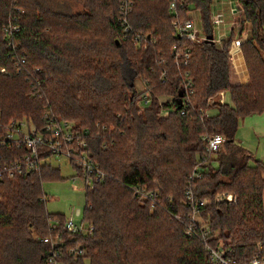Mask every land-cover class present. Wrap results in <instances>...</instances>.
Listing matches in <instances>:
<instances>
[{
  "label": "trees",
  "instance_id": "1",
  "mask_svg": "<svg viewBox=\"0 0 264 264\" xmlns=\"http://www.w3.org/2000/svg\"><path fill=\"white\" fill-rule=\"evenodd\" d=\"M45 1L0 0V110L5 120L40 122L49 104L58 118L88 128L89 151L107 176L86 193L84 221L94 226L88 234L70 232L65 213L47 210L44 184L58 180L60 168L43 165L2 181L0 264H47L50 245L42 238L55 233L64 238L65 264H223L212 259L202 238L187 234L193 212L187 190L199 200L210 199L199 210L210 226L209 244L217 251L230 248L227 258L248 264L258 254L257 243L264 246V161L236 138L242 120L264 113V0H240L253 31L241 43L250 74V82L241 85H233L229 75L232 38L221 46L212 39L190 43L173 25L171 0H134L129 19L134 35L123 34L120 0H75L85 8L80 13L49 9ZM178 1L185 4L179 19L197 9L210 29L214 0ZM10 14L21 24L14 39L27 57L24 71L14 68L5 39ZM135 34L147 39L145 48ZM175 46L191 47L192 103L208 116L180 112ZM162 57L169 62L167 83L160 80ZM233 59L240 66L241 58ZM40 67L38 87L26 71ZM144 85L153 93L147 108L137 103ZM227 91L226 104L208 103ZM160 96L168 100L160 104ZM164 107L176 111L163 115ZM214 133L226 141L211 155L203 137ZM3 153L0 166L8 160ZM196 168L201 178L190 176ZM136 186L158 194V204L136 196ZM222 192H234L236 201H216ZM75 247L83 253H71Z\"/></svg>",
  "mask_w": 264,
  "mask_h": 264
},
{
  "label": "built area",
  "instance_id": "2",
  "mask_svg": "<svg viewBox=\"0 0 264 264\" xmlns=\"http://www.w3.org/2000/svg\"><path fill=\"white\" fill-rule=\"evenodd\" d=\"M224 5L227 4L229 11L232 15L237 14L243 8L240 0H221ZM185 4L182 1L171 0L170 9L175 16L173 22L174 27L181 36H185L186 40L192 44H197L208 39L210 33H204L197 25V9H191L188 16L184 19H179L178 11L183 8ZM120 16L119 21L122 26L124 35L133 34V27L131 24L130 15L134 9V0H120ZM225 10L222 12H214L212 10V32L215 43L222 45L225 34L220 32L221 25H225L226 17ZM196 13V16L194 15ZM194 15V17H193ZM5 39L8 43V49L12 53V60L14 62V68L18 71L25 70V64L27 62L26 54L19 52V46L15 43V35L21 30V24L13 14H10L7 23L4 26ZM246 38L240 36L234 41V46L230 49V54H233L234 47H240L241 43ZM135 42L142 45L144 48L147 46V39L142 35L135 34ZM192 56L191 47L185 46L184 48L174 47L173 50V62L177 71V75L181 79L183 92L182 107H180L181 114L195 110L200 117L208 116V110L195 109L192 103V97L196 93L194 79L191 76L190 59ZM231 58V56H230ZM164 65V69L160 74V80L162 83H167L169 79L168 60L162 57L160 60ZM10 70L6 67H1V73L10 74ZM29 77H32L38 87H40L41 81L39 79L40 73L43 69L35 68L26 71ZM35 74V76H32ZM40 92V91H38ZM142 94L138 100V105L142 108L150 107L152 103L153 93L144 85ZM220 104H226V92H221L218 96L210 98L209 104L213 102ZM164 102H160L162 104ZM176 107L163 108L161 114L168 115L171 112H175ZM88 128L83 130L79 129L72 121L58 118L49 104L45 105L41 114L40 122H36L30 118H16L5 120L3 112L0 110V150L4 151V157L8 159L0 166V188L2 181L5 179L14 180L15 177L24 175L31 171H40L43 165H49L51 158H65L68 159L75 168L81 172L80 177L83 180V185L86 190H93L94 185L104 180L107 173L97 165L91 156L89 151L88 142ZM206 142L207 152L209 154H215L222 150V145L226 141V137L223 134H207L204 137ZM16 154H15V153ZM2 155L0 154V158ZM202 173L196 168L191 177L201 178ZM75 179V178H74ZM134 193L140 198H146L151 200L152 206L159 202V195L146 190L139 186L134 187ZM187 200L193 206V212L188 215L189 223L187 225V234L200 237L206 243V248L211 253L212 259L216 262L223 264H239L235 259H230L225 256V253L231 251L227 250H215L208 242L210 233V226L205 223H201L197 219L199 216V210L207 206L206 199L199 200L193 191L187 190ZM1 199V190H0ZM216 201L232 203L236 201L234 193L222 192L216 195ZM81 221H76L75 215H82ZM174 216L180 220L181 216L174 214ZM59 220L55 219L51 221L53 229L58 225ZM66 229L72 233L88 234L92 233L94 226L84 221V212L82 209L77 208L71 217L65 221ZM45 243L50 245L49 257L47 258V264H65L61 259L60 247L64 242L61 233L45 235L42 238ZM258 254L251 259L248 264H264V246L263 241L257 243ZM71 253L82 254L81 247L71 248Z\"/></svg>",
  "mask_w": 264,
  "mask_h": 264
},
{
  "label": "rangeland",
  "instance_id": "3",
  "mask_svg": "<svg viewBox=\"0 0 264 264\" xmlns=\"http://www.w3.org/2000/svg\"><path fill=\"white\" fill-rule=\"evenodd\" d=\"M44 3L49 9H56L58 11H62L65 13L66 12L80 13L85 9L81 4H79L75 0H46ZM22 10H23V14L27 13V10H25L24 7H22ZM197 12L199 13V11H196V13ZM196 13L194 14L195 16ZM199 14L197 16L198 27L204 33L207 32L211 34L212 26L210 27V29L206 28L205 23L203 19L200 18ZM227 17L228 18H226L225 25L223 24L220 27V32L222 34H226L227 38L228 36H230V38H233L235 40L238 39L240 36L245 37L246 40L252 38L253 35L252 24L245 20L244 9H242L235 15H232L231 13H227ZM232 24L234 28L233 32L232 29H230ZM167 100H168V96H160V102H165ZM72 122L77 127H79L76 121L72 120ZM99 123L100 122H98L97 124L98 126ZM79 129L83 130L84 128L80 127ZM237 132H238L237 134L238 138H240L241 141L244 143V145H242L241 142V145L247 147L248 151L258 159V157L262 154V148L264 145L261 144L262 137L260 131H258L255 124L253 122H246V123L243 122L240 124ZM241 136H243L244 138L242 139ZM49 163L54 168L57 167L60 168L62 176L58 180H51V181L47 180L44 184L45 191L49 198L47 201V210H49L52 213H59V212L65 213L67 218L71 217L72 214L74 213V210L77 208L82 209V211L84 212L87 202L86 200L87 190L83 185L84 181L81 180V177L78 174V171L76 170L75 166H73L71 162L65 158H51L49 160ZM206 202L207 204H209L210 199L206 198ZM75 218L76 221H81L83 219V214L75 215ZM197 219L201 221V223L205 222V220L201 219L200 216H198ZM221 241H223V239Z\"/></svg>",
  "mask_w": 264,
  "mask_h": 264
},
{
  "label": "crops",
  "instance_id": "4",
  "mask_svg": "<svg viewBox=\"0 0 264 264\" xmlns=\"http://www.w3.org/2000/svg\"><path fill=\"white\" fill-rule=\"evenodd\" d=\"M213 3L214 4H213V7H212V10L214 12H222L223 10H225L224 11L225 12V17L228 18L227 17V13H230V11H229V7L227 6V4L224 5L223 3H221V0H214ZM226 10H228V11H226ZM199 13H200V11H199ZM199 13L197 12V16H198ZM199 15H200V18H201V14H199ZM230 29H232V32H233V30H234L233 24L231 25ZM231 37H232V34H231ZM223 38H224V41H225L228 38H230V36H228V38H227L226 34H225V36H223ZM232 40H233V42H232L231 46L233 47L235 39L232 38ZM233 58H235L236 60H239V61H240V58H241L242 62L240 63V66L236 65L235 60ZM230 60H231V65H230V74L229 75H230L231 83L233 85H241V84L249 83L250 82V74H249V71H248V65H247V61L245 60V56H244L242 45L240 47H234V51H233V54L231 55ZM229 99H230V92L227 91L226 92V102ZM243 122L244 123L253 122L255 124V126L258 129V131H260V134H261V137H262V143L261 144L264 145V113H256L255 115L249 116V117L245 118L244 120H242V123ZM241 138L243 139L244 137L241 136ZM236 139H237V142L241 145V142H242L241 139L238 138V136H237ZM242 145H244L243 142H242ZM245 148L247 149V147H245ZM258 158L260 160L264 161V146L262 148V154Z\"/></svg>",
  "mask_w": 264,
  "mask_h": 264
},
{
  "label": "water",
  "instance_id": "5",
  "mask_svg": "<svg viewBox=\"0 0 264 264\" xmlns=\"http://www.w3.org/2000/svg\"><path fill=\"white\" fill-rule=\"evenodd\" d=\"M214 38V34L213 33H211L209 36H208V40H211V39H213ZM182 94V96H183V93H181ZM178 102H179V104L181 105L182 104V98H179L178 99ZM182 106V105H181Z\"/></svg>",
  "mask_w": 264,
  "mask_h": 264
}]
</instances>
